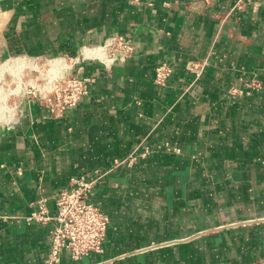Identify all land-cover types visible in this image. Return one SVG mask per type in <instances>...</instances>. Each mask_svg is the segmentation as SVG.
I'll list each match as a JSON object with an SVG mask.
<instances>
[{
    "label": "crops",
    "instance_id": "1",
    "mask_svg": "<svg viewBox=\"0 0 264 264\" xmlns=\"http://www.w3.org/2000/svg\"><path fill=\"white\" fill-rule=\"evenodd\" d=\"M189 1L0 0L1 59L78 55L119 33L135 42L125 63L76 66L96 78L76 109L58 118L33 104L0 130V264H46L36 201L55 214L54 193L95 169H110L89 197L110 218L104 252L53 264L264 259V0ZM205 58L194 81L187 63ZM162 62L174 67L166 86L154 81ZM243 77L263 89L233 100Z\"/></svg>",
    "mask_w": 264,
    "mask_h": 264
},
{
    "label": "built area",
    "instance_id": "2",
    "mask_svg": "<svg viewBox=\"0 0 264 264\" xmlns=\"http://www.w3.org/2000/svg\"><path fill=\"white\" fill-rule=\"evenodd\" d=\"M247 1L250 0H239L237 7L243 9ZM214 3L215 0H191L187 7L191 11H203ZM166 5H170V2ZM100 45L105 47L106 60L99 57H93L90 60H97L107 68H111L118 62L125 63L135 53V42L131 33L111 35ZM81 57L80 52L74 58L75 61L71 67H75V63H81V59L86 60ZM208 65L207 58L190 60L187 63V69L194 76V81H198ZM75 69L55 80L35 104L42 106L52 116L58 118L63 117L67 111L76 109L82 98L89 93L91 84L96 78L93 75H81ZM173 73L174 67L171 63H159L155 70L154 81L158 85L166 86ZM241 81L242 86L231 85L228 89V94L233 100L263 89L262 81L255 77H243ZM133 160L135 157L128 162ZM126 162L116 159L114 166ZM109 171L110 169H95L85 175L73 177L68 187L57 191L52 196L57 206L55 214L50 212L46 198L36 201L37 209L28 217V220L49 226L51 251L46 264H53L63 251H68L74 259H80L90 253L104 252L110 218L105 211L90 202L89 197L95 186ZM251 264H264V259Z\"/></svg>",
    "mask_w": 264,
    "mask_h": 264
},
{
    "label": "rangeland",
    "instance_id": "3",
    "mask_svg": "<svg viewBox=\"0 0 264 264\" xmlns=\"http://www.w3.org/2000/svg\"><path fill=\"white\" fill-rule=\"evenodd\" d=\"M23 56L30 60L32 66L14 63V59ZM75 57L62 54L55 56L19 54L8 58L2 57V59L0 57V104L1 101L6 99L7 104L15 108L13 118L7 121L6 116L1 113L0 105V130L10 127L8 124L16 123L18 117L20 118L31 105L35 104L39 97L48 91L55 80L75 69L80 64L75 63V67H71ZM56 58H64L70 68H64L65 70L61 69L56 74L55 72L50 74L49 62ZM48 74H50L49 77Z\"/></svg>",
    "mask_w": 264,
    "mask_h": 264
},
{
    "label": "bare ground",
    "instance_id": "4",
    "mask_svg": "<svg viewBox=\"0 0 264 264\" xmlns=\"http://www.w3.org/2000/svg\"><path fill=\"white\" fill-rule=\"evenodd\" d=\"M81 54L83 55L84 58L87 57L85 59L99 57L103 60H106L105 47L102 45L84 46L81 50ZM14 63H17L18 65L27 64V65L32 66V63L30 62V60H28V58L25 56L14 59ZM49 64H50V74L51 73L53 74L54 72L56 74L61 69L70 68V65H68V63L66 62L64 58H56L55 60L50 61ZM50 74H48V77L50 76ZM6 101H7L6 99L1 101L0 105H1V113H3L6 116V120L8 121L13 118L15 108L9 106Z\"/></svg>",
    "mask_w": 264,
    "mask_h": 264
},
{
    "label": "trees",
    "instance_id": "5",
    "mask_svg": "<svg viewBox=\"0 0 264 264\" xmlns=\"http://www.w3.org/2000/svg\"><path fill=\"white\" fill-rule=\"evenodd\" d=\"M73 52H74V53L72 54V57H75V56H77V55H75V54H76V53H75L76 51H75V50H73Z\"/></svg>",
    "mask_w": 264,
    "mask_h": 264
}]
</instances>
